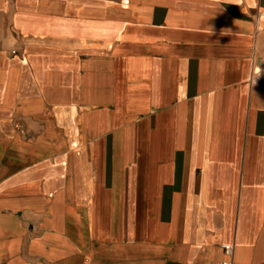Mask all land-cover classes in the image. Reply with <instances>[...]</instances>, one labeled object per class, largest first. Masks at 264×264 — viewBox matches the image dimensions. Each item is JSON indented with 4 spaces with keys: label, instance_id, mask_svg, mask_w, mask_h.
I'll use <instances>...</instances> for the list:
<instances>
[{
    "label": "crops",
    "instance_id": "obj_1",
    "mask_svg": "<svg viewBox=\"0 0 264 264\" xmlns=\"http://www.w3.org/2000/svg\"><path fill=\"white\" fill-rule=\"evenodd\" d=\"M264 0H0V264H264Z\"/></svg>",
    "mask_w": 264,
    "mask_h": 264
},
{
    "label": "built area",
    "instance_id": "obj_2",
    "mask_svg": "<svg viewBox=\"0 0 264 264\" xmlns=\"http://www.w3.org/2000/svg\"><path fill=\"white\" fill-rule=\"evenodd\" d=\"M263 30H264V27H263ZM259 59L261 61V64L257 67V72H259L261 74V76H262L261 80H262V82H264V51L259 56ZM223 249H224V253L228 259L223 261L221 264H233L231 258L233 256L234 246L232 244L223 245Z\"/></svg>",
    "mask_w": 264,
    "mask_h": 264
}]
</instances>
